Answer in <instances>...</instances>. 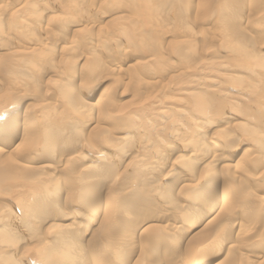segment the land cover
<instances>
[{"label": "bare ground", "instance_id": "1", "mask_svg": "<svg viewBox=\"0 0 264 264\" xmlns=\"http://www.w3.org/2000/svg\"><path fill=\"white\" fill-rule=\"evenodd\" d=\"M75 1H78V4L80 6L81 2H79V0H75ZM109 1L110 0H108L107 3L110 4ZM129 1L132 3V7H133L132 8V16L137 22L136 26H139V27H136V26L133 27L134 25H131L130 28L134 29L133 32L131 31L133 34L132 33L131 34H132L133 38L136 39V41L137 40L141 41L140 44L138 43L139 44L138 48H140V49L143 48L142 50H144V51L141 53L144 56H145V46L146 45H144L143 42L147 41V39H148V41L151 39V41H154L156 43V40L158 41V39L160 38V34H158V32L154 35V33L158 30H155V29L153 30L154 27L152 28V26H151L152 34L150 35L149 38L145 37L146 36V32H145L146 29L143 30L142 26L145 27V25H152V24H154V22L156 23L155 24L156 26L159 25V23L157 24L156 17L154 15H151V14H157L159 16L160 13L165 12L163 14V17H165L164 18L165 20L163 22L171 21V23L174 22V23H178V25H181L182 18L187 16L186 14L189 11V8L181 7L183 5V4L181 5L179 3V2H181V0H154V1L153 0H129ZM151 1H153V2H151ZM190 1L191 0H189V2ZM121 2H123V0ZM127 2L128 1H126V3ZM130 2H129V4H130ZM150 2L152 4H150ZM176 2L179 3L180 5L178 4V6H176ZM198 2H205L204 4H207L208 2H212V3L215 2L214 4L210 3L211 5L207 4L208 6H206V7L204 6L203 3H200L198 6H196V9L195 8L194 9L197 10V12L202 10L201 12L204 13L206 11L207 13L213 14L214 16L217 14V12H219V14H217L218 16H216L217 19H216L215 23L217 22L216 23L217 27H218L217 29L221 32L220 34H222V35H219L218 34L219 32L213 31L212 33H215L216 35H213L211 38L209 36H207V37H209V42L207 39H205L206 37L204 38L205 41L208 42V44H206V42H203V40H200V43H201V47H199L200 49L197 47V43L199 41L198 42L196 41L197 43H195V40H196L195 37L196 36L194 37L192 35L191 37H193L195 40L193 39V41H192L191 38L190 39L188 38L191 41H189L188 43L187 42L184 43L185 46H187L188 48L191 47L186 52V53H188V55L182 53L181 51H177L175 53V56L178 57V59L176 58L177 59L176 63H174L175 62L174 60H173L174 62H172L171 59H169V60H171L172 64H169L168 63L169 61L164 60L166 62V66H167L166 68H168V70L164 71L162 69V71L164 73L170 74L171 72L175 73L176 70H178L181 73L185 74V76H187V78H190L193 76V74L196 71L199 70L198 68L202 64L204 65L205 62H208L207 66H210L212 64L211 58H213V57H215V58H213V59H215L213 61V64L217 63L219 65V67L224 66L223 64L230 65L231 62H233V64L234 63L236 64L237 60H238L237 66H241L242 64H244L246 66V63L251 64V66L253 64H256L258 62V60H260L259 59L260 58L259 56L261 55L260 50H261V46H263V45H261V46L258 45L260 40L258 41V43H256L255 40L257 39V37H255L256 39H253V37L251 35H249L247 32L244 31L243 33L242 32L240 33V37L238 39H236L235 41H233L234 38L232 40L230 39V37L232 36V33H233V29L235 28L234 27L235 25H231L229 23V19H228L229 16L226 15L229 11L228 12H226V11H227V9L234 8L235 10L232 9V11H233V13L236 12V14H237L238 10H240V8H241L240 6H242V5L244 6L243 0H198ZM252 2H254V1H252ZM1 3H3V1ZM25 5H26V3H25ZM115 6H116V3H115ZM185 6H187V5H185ZM252 6L254 7L253 4H252ZM21 7H22V5H21ZM27 7H29V6H27ZM129 7L131 8L130 5H129ZM129 7H127V8H129ZM98 8L99 7H97V9ZM83 9L86 11L87 7L83 8ZM19 10H17V11H19ZM49 10H50V13H51V11L53 12V10L49 9V7H48V9L46 7V8H44V13H48ZM74 10H75L74 8L69 7L68 11L74 12ZM203 10H205V11H203ZM79 11L80 10H77L76 13L78 14ZM190 11H192V10H190ZM247 11H249V10H247ZM257 11H258V9H257ZM69 12H68L69 16H67V17L69 19H71L70 21H73L74 23H76V28L74 29V27L71 26L72 22L70 23L68 18H66L67 24L69 22L70 26L73 29H71V27L69 25H64L61 27L57 26L58 27L57 31L56 30H54V31L57 32V35H56L57 37L55 38V41H58V42H55L53 39V42H51V43H50L51 40L49 41V39L51 38L50 36H51V33L53 31L50 30L46 26H44L46 28H44L42 26V22H41L40 17L43 16V12L39 15L40 17L38 16L39 18L33 19V25L34 26L32 25V27L28 22L29 20H27L26 18H24V19H26L27 21L24 19H21V17H20V20H21L20 21V20H17L18 16H15L12 18L9 17L10 21H13L14 24L16 23L15 25L19 24L22 27L24 25H26V26H24V30H26L29 26L32 28V30L29 31L28 30V29H30V27H29L26 30V33L21 32L22 33L21 34L19 32L21 35H23V37H25V39H29L32 42L34 41L33 45L35 47L31 48L33 53L29 52L30 54L37 53L36 55L38 56L39 52L44 51V52H46V55L49 56L52 53H56L58 51L57 48H59V44L62 43V42H59V40H61V41H63L65 46L61 44V50H59L60 53L64 54V55H66V54H71V55H69V58L67 60L65 57H67L68 55L64 56V58H65L64 61H61L62 59L59 60L61 63L60 62L55 63L54 60H50L49 62H46V64H45L46 67L44 66L45 69H43V67L40 63V62L44 61L43 60L44 58H42V56H40L41 58L36 57L35 58L36 61H33L32 59L28 60L29 58L28 59L26 58L27 59V61H26L25 59H22L20 57L19 59H12L11 61H8V59H6V61H5V59H4L0 63V145L3 148L7 149L10 146H13L16 144L15 150L11 151L9 153H6L5 150L0 148V200L1 199L4 200V198L7 197L6 195L9 196V193H11L13 191V192L17 193L16 194L17 200H18L17 204H19V206L15 208V211H13V213L9 209L3 208L0 205V253H3V254L5 253L3 256H0V264H20L19 260H17V261L14 260V259H16L14 257L16 256L18 250L7 249L8 251H5V252L3 251L4 247L6 245H8L9 243L15 244L16 242H18L17 248L20 247L19 243L23 244V246L25 248H27L29 245H31L30 243H32V242L37 243L36 247H39V248L37 250L35 248L34 249H35V251H38V253H40V256L38 258H40L41 264H88V262H85L89 258V256H88V258L86 257V252L90 253L91 257H93L91 261L93 263H96V264H109V262L111 263V261H114L113 263L126 264L127 263L126 261L128 260V258H130L131 255H134L135 252H137V251L135 250V248L132 249L130 246H128L124 240L119 239V238L110 239L106 234H105V236H103L102 234L97 233L98 234L97 242L92 243L88 247H84L80 242L81 238L80 239L75 238L76 237L75 234H73L72 232H68L64 227V229L54 232V234L52 236L50 235V238L48 240H46L47 242L43 243L44 240L42 237V235H43L42 233L44 231L46 232V230L49 228L48 220L51 219L50 217H51L52 212L56 211L57 213H61L63 211V209L69 210V208H67L69 205H74L76 203L77 204L79 203V205H81L82 201H86L82 205L83 208L88 207L91 210H96L97 207L99 206V204L101 203L100 202L101 196H102L101 191H102L103 185L106 184V182H109L108 187L106 189V196H105V202H106V206H107L106 208H108V211H110L111 214L113 213L115 216H120V217L122 216L121 220H126V216L128 217V215L130 214L129 213L130 210L127 211L128 210L127 206L130 203H132L131 205H133V203H135L133 201H135L138 198L140 193H143L142 191H144L145 188H148V187L150 188L153 186H155L157 192H159V193L161 192L162 193L161 195H163V196H161V198L164 199V202L162 203V205L159 204L161 206V210L163 209L162 207H165V206H167L171 210H175V212H176L175 219L177 220V221L176 220L175 221L177 223L179 222V223H184V224L185 223L191 224V227H192L193 223L201 222V221L203 222L204 221L203 218H205V216H207L208 213H210V211L217 210L216 215L211 220H209L207 223L200 224V227L196 226L197 228L198 227L199 228L195 234L196 238H194V241L198 242L195 247L200 246V249H202L205 252L204 253L202 251V253H204L203 257L201 258L199 256L201 258L199 260L197 255L196 254L193 255L192 252H190V254H183L182 255L183 257L180 260V261H182L181 264H236V262H237L236 261V257H237L236 254L238 253L237 252L238 250L234 245H231L233 243H231L227 247L225 246V248H224V246H220L221 243H219V245H217L216 240L218 241L220 239V237L224 236V234L228 235L230 233L232 235L231 240H229L230 242L231 241L233 242L234 241L233 239L243 238L245 235H243V233L240 231V229L237 231H234V233H233V230H235V228H236L238 219H241V222H243L246 215L250 216V215H255L258 213H259V215H261L264 212L263 211L264 210V199L260 198L259 197L260 195L258 196L259 193L258 194L256 193L259 191L258 190L259 188L256 189V187H260V184H262L261 189L262 188L264 189V62L261 63V61H263V60L260 61L261 65H263V66H261V70H260V66L258 68L259 64L258 65L256 64L257 66H254L252 68L250 66L251 69L249 71L252 72L251 75H253L254 69L256 67L261 72L263 71V73L256 74L257 77L255 78V80L254 79L250 80L249 81L250 83L247 84V86L249 85L248 87L251 89L246 88L247 91L245 92V94L241 95V101L242 102H245L246 100L247 101L253 100V101L249 105H248V103H246L247 105H245L244 108H243L244 105H240V104L238 105L237 104L238 102L236 103L235 100H233V101H235L233 103H228L227 104L228 109L231 110L233 112V114L231 116L228 115L229 118L227 120H224V121H222L223 119L221 120L224 123V126L226 125V128H224V129L220 128V130H218L217 132L213 131L215 134L214 133L210 134V132H208V131L210 128L213 129V126L215 127L216 123L221 122L219 119L220 116L218 118V115L222 111L217 110V109L224 108V107L218 106V108L215 111V108L213 109V105H214L213 100L209 97L210 95L208 93H203L201 91L192 92V91H190V89L188 91V90H181V88H180V92L183 91V94H180V92H178L179 97H184L183 95L186 94V97H189V100L191 101L190 106H192V110L190 113H193L194 115L191 116L190 118L191 119H192V117L195 118L194 120H192L194 122V126H193V128L190 127L191 132H189V135H190L189 138L188 139L185 138L183 145L181 144L182 147L180 148L181 150L179 151L180 154L177 157H173L171 163H170V159H171L172 153L171 152L167 153L166 150L162 149V150H159L156 152V154H158V156H157L158 161L155 163L153 168H150L149 165H147V163H145L144 160H141V159L138 160L137 156H128V152L130 151V149L133 148L132 146H134V147L137 146V144H139L137 142V140L139 141L140 137L143 135H139L138 137L129 135L127 133V131L130 129L129 127H128L129 129L127 128V129H120L119 131H114L116 126L117 127L118 126L123 127V125L121 126L118 121L113 122V120L117 116L110 115V110L108 112V109H110L109 106L113 107V104L110 105L109 100L103 101L101 103V105L95 103L96 106L100 105L99 108L101 109L100 110L98 108L100 110L101 115H99L100 119H98L96 122H95L96 117L95 118L93 117L94 118V121H93L92 118L87 114L88 113L87 109L91 108V105L89 104L90 102L88 103L87 100L91 99V97L93 98L94 96L95 97L101 96V92L99 91V88H100V85L102 84V81H105L103 79L106 77V73H105L106 71L104 70V72H103V70H102L103 73L101 72L102 74H100V72H98L96 70L99 73V74L95 73L96 75L92 71L93 63H89V61L91 60V57H89V56L93 55V54L95 55L96 51L93 47H91V45H90L91 42L88 43L89 42L88 39H86V40H88V42L84 43L85 45L87 44V49L84 52H86L87 56L88 55L89 56L88 57L86 56L85 59H83L84 56L80 57L77 55L78 53L76 54V52H75L76 47L78 49H80L77 46V44H79V42H77V39H81L82 41H80V40L79 41L84 42L85 41L84 37H86V34H87L86 33L83 37L84 30H88L90 26L87 27L85 25L84 21H76V19L71 18V16H70L71 14ZM252 12H255V10L254 11L252 10ZM53 13H51V14H53ZM66 14H65V16H66ZM99 14H101V13H98V15ZM247 14L249 15V12H247ZM10 15H11V13H10ZM18 15H20V14L18 13ZM25 15H28V14L25 13ZM45 15H47V14H45ZM54 15H56V14H54ZM83 15H85V14H83ZM201 15H202V13H201ZM230 15H232V14H230ZM202 16H204V14ZM254 16L257 17L258 16L257 13L254 14ZM263 16H264V14L262 15V17ZM208 17L210 18V15H208ZM234 17L236 18V15ZM28 18L30 19L31 17H28ZM53 18L54 17L52 16V19ZM55 18H56V16H55ZM79 18L77 20H79ZM93 18H95V17H93ZM185 18H187V17H185ZM195 18H196V15H195ZM235 18L233 20H236ZM250 18H252V17H250ZM11 19H13V20H11ZM204 19H206V18H204ZM239 19H240V17H239ZM22 20L24 22H22ZM30 20H32V19H30ZM116 20H119V19H116ZM187 20L185 19L186 23H187ZM249 20H251V19H249ZM64 21L66 22L65 19H64ZM85 21H87V20H85ZM195 21H197V20H195ZM21 22L23 24H21ZM230 22H231V20H230ZM263 22H264V18H263ZM171 23L167 22L168 26L165 25L166 28H168L171 25ZM253 23L251 22V24H252L251 26H253ZM3 24H4V22L2 21V19H0V50L1 51L4 50L7 52L6 48H9L11 46V42H14V40L12 41L11 37L9 39L8 36H6V34L9 33V31L11 30V25H13L14 27H16V26L13 23L8 22V26H7L8 29L5 30ZM52 24H54V23L52 22ZM187 24H190V23L188 22ZM238 24H240V23H238ZM238 24L236 23L237 26H238ZM248 24H250V23H248ZM79 25H80V28L79 27L77 28V26H79ZM184 25H185V22H184ZM165 26L163 28H165ZM259 26H261V25L259 24L258 27ZM118 27H122V26H118ZM118 27H115V28L118 29ZM148 27L150 29V26H148ZM160 27H161V25H160ZM179 27H181V26H179ZM183 27H181L182 30L184 29V32L182 34H184L185 31L187 32V31H190L191 29H193L190 26H189L190 29L187 28L188 26L186 28H183ZM163 28H162V30H163ZM200 29L201 28H199V30ZM214 29H215V27H214ZM218 30H216V31H218ZM119 31L127 39L130 37L129 36L130 31L126 28L125 25H124V27L120 28ZM164 31H165V29H164ZM178 31H181V30H178ZM201 31L203 32L204 30L201 29ZM147 32L150 33V31H147ZM192 32L190 31V33H192ZM195 32H196V30H195ZM35 33H38L39 36L38 35L36 37L34 36L33 37L34 40H31V38H30L31 35L35 34ZM69 33H71V36H70V39L68 40L67 38L69 37L68 36ZM165 33L166 32H164V34ZM170 33H171V31H170ZM190 33L187 32L183 36L188 37L187 34H190ZM203 33L205 34V32H203ZM209 33H211V32H209ZM235 33H236V31H235ZM79 34L82 35V37H80ZM182 34L177 35V37L179 36L182 39ZM193 34H195V33L193 32ZM90 35H92V34H90ZM198 35H197V40L199 37ZM210 35H212V34H210ZM203 36H205V35H203ZM19 37H20V35H19ZM187 37H185V38H187ZM185 38H184V40H185ZM90 39H91V36H90ZM170 39H172V37ZM47 41H49V42L47 43ZM111 41L112 40H110V42ZM132 41H134V40H132ZM151 41H150V43H151ZM94 42H95V40H94ZM179 42H181V41H179ZM164 43H165V41H164ZM84 44H83V48L85 46ZM158 44H160V42ZM199 44H198V46H199ZM262 44H264V43H262ZM150 46L148 47L149 49H150ZM157 46H159V45H157ZM100 47H102V44L100 45ZM103 47H104V44H103ZM136 47H137V45H136ZM136 47H135V49H136ZM17 48L18 47L16 46V50L15 49H13V50L17 51ZM24 48L26 50L28 49L26 47H24ZM138 48H137V50H138ZM171 48L174 49L173 47H171ZM197 48L199 49V51H197ZM207 48H208V50H207ZM151 49H153V48L151 47ZM160 49H162V48L160 47ZM179 49H180V46H179ZM181 49H183V48H181ZM22 50H23V48H22ZM148 50L146 49L147 52H149ZM154 50H156V49H154ZM183 50H186V49H183ZM101 51L103 52V50H101ZM6 52H4L5 56H6ZM9 52H10V50H9ZM11 52H12V50H11ZM21 52H23V51H21ZM27 53H28V51H27ZM153 54H156V53L154 52ZM195 54H197V57L194 56ZM23 55H22V57H23ZM152 55L150 57H152L153 59H156V60L158 59V58H155L156 57L155 55H153V56ZM168 55H169V53H168ZM168 55H166V56H168ZM7 56L9 57V55H7ZM14 56H16V55H14ZM17 56L19 57V55H17ZM121 56L122 55H120V58L123 59ZM207 56H209V57H207ZM51 57H54V54H52ZM159 57L162 58V56H159ZM164 57H165V55H164ZM194 57L198 58L197 62L195 61L196 58H194ZM261 57L264 58V56H262V55H261ZM97 58H95V60ZM58 59H60V57ZM99 59L100 58H98L97 61ZM235 59H237V60H235ZM46 60L47 59H45V61ZM56 60H57V57H56ZM121 61L122 60H120V62ZM137 61H136V63H137ZM96 62H94V63H96ZM122 62L124 63V61H122ZM210 62H211V64H209ZM61 64H62V66H61ZM84 64L85 65L88 64V65H86V67L87 66H89V67L87 69H85L86 67L84 68ZM139 64H140V62H139ZM59 65L62 68L58 67ZM98 65L100 66V64H98ZM146 65L144 66V68L148 66V65L147 66ZM193 65H195V66L193 67ZM106 67H108V66H106ZM140 67H142V66H140ZM59 68H61V70ZM100 68H101V66H100ZM157 68H158V66H157ZM56 69L58 70L57 71L58 73H56L54 71ZM143 69H142V71H143ZM138 70L139 69H137V71ZM145 70H147V69L145 68ZM151 71H154V70H151ZM40 72L43 73V76L46 73H48V74L49 73L51 74L54 72L56 73V76H54V77H56L57 79L56 78L52 79L54 81L48 80L49 78L47 77L48 82L51 81V83H48V82L46 84L44 83L43 87L46 91L43 94H41V96L43 99H46L48 96L49 97L53 96L59 105L58 106L59 110H57V104L56 103L53 104V103L49 102V104L47 106L42 105V106H39L37 108L38 109L37 112H39V116L36 113V115L38 116L37 117L36 115L35 116L32 115V113H31L32 111L30 112L31 115H27L26 114L27 112L24 113V112L20 111L21 107L25 108V106L27 104H29L28 102L31 101V99H34V97H35V95L30 93V91L26 90L25 88L21 89V87L24 84L22 82H24V81L27 82V78L29 80V78L31 76L32 77V78H30L31 81L35 80L34 78L38 77L37 74ZM92 72L94 75L92 74ZM111 72H112V70H111ZM157 72H158V70H157ZM147 73H149V72H147ZM150 74L151 73H149V76L147 75L149 78L151 76ZM167 74H165V75H167ZM177 74L182 75L178 72H177ZM143 75H145V72ZM154 75H155V73H154ZM161 76L163 77V75H161ZM78 77H80L81 81L86 80V81L90 82V84L87 85L88 87L86 86V89L84 88L86 91L83 92V95H82L83 98H81V95L77 94L79 92V90H78V88H75L76 86H74V85H76L74 83L76 82V79ZM229 77H232V76H229ZM236 77L233 76L231 79L230 78L227 79L225 76V79H223L222 82L224 80H226V81L231 80V83L233 85L234 82L239 80ZM129 78L131 79V77H129ZM167 78H168V76H167ZM167 78H165V79H167ZM150 79H153V77ZM159 79H161V77H159ZM165 79H163V81ZM242 79H244V78L242 77ZM169 80H170V78H169ZM146 81H147V79H146ZM149 81L150 80H148V82ZM159 81H162V79ZM166 81L168 82V80H166ZM177 81H180V77H177ZM177 81H175V83L177 85H179ZM240 81H242V80H240ZM150 82H152V81H150ZM167 82L164 84V86L162 85L163 89H161V90L163 92L164 91L166 92L167 90L170 91V89H171L170 83H167ZM116 83H117V80H116ZM152 83H150V84H152ZM160 83L162 84L163 82H160ZM160 83L157 84V82H156L157 85H159ZM225 83L226 82H224V84ZM247 83H248V81H247ZM156 84H154V85H156ZM125 85L127 86V82ZM138 85H140V83ZM147 85H149V84H147ZM157 85H156V87L155 86L154 87L159 88V87H157ZM84 86L85 85L83 84V87ZM120 86H121V84H120ZM226 86H227V84H226ZM135 87H137L136 84H135ZM79 88H81V86ZM127 88H129V87H127ZM132 88H133V86H132ZM140 88H142V87H140ZM39 89H40V87H39ZM138 89L136 90V88H135L136 91H138ZM185 89H188V88H185ZM152 90H153V88H152ZM97 91H99L98 95L96 93ZM122 91L124 92V90H122ZM127 91H125V92H127ZM128 92H131V90ZM148 92H150V90ZM155 92H158V89H157V91L155 90ZM34 94H36V93H34ZM134 94L136 96H141L140 92L139 93L136 92ZM165 94L166 93H164L163 95H165ZM145 95L147 96L148 93ZM145 95H144V97H145ZM152 99L153 98H151V101H152ZM165 99H166V101L164 100V102H167V103H172V102L174 103L175 102L176 103L175 100L178 98H172V96L168 97L167 95H165ZM102 100H104V98ZM147 100H148V98L146 99V101ZM155 100H157V99H155ZM155 100H154V102H156ZM33 101H35V100H33ZM7 102H10V103H8L6 105ZM178 102L179 101L177 100V103ZM38 103H39V101H38ZM186 103H188V102H186ZM31 104H29V105H31ZM150 104H152V103H150ZM161 104H162V102H161ZM152 105H150V106H152ZM238 106H240V107H238ZM166 107H168V106H166ZM214 107H215V105H214ZM27 108H28V106H27ZM116 108H117V105H116ZM116 108H115V110H117ZM32 109H33V107H32ZM33 110L35 111V109H33ZM121 113H123V112H121ZM211 114H213V115H211ZM93 115L97 116L98 114L95 115V113H94ZM195 115H196V117H195ZM120 116H122V115H120ZM224 116H225V114H224ZM228 116H225V117H228ZM128 117H130V116H128ZM128 117L126 116L127 119H129ZM20 118H22V120H23L22 125H20V123L18 124V120L20 121ZM118 118H120V117H118ZM121 118L118 120H121ZM126 118H125V120H127ZM159 118H160V116H159ZM163 119H164V117H163ZM110 120H111V122H113L112 123L113 126L116 125L114 127V130H111V129L108 130V128H105L103 125L106 121H110ZM115 120H117V118ZM129 120H128V122H129ZM190 120H188V121H190ZM170 122H171L172 126L175 125V123H176V121H170ZM177 123H176V125H177ZM112 124H110V125H112ZM106 127H107V125H106ZM173 129L174 128H172V129L170 128V130H173ZM183 129L181 130L182 132L185 131ZM170 133H171V131H170ZM177 138H178V136H177ZM95 142L96 143L104 142L103 145L110 146L116 151L118 150V151H124V152H120L118 154L119 156H117L118 158H116L115 160H110L104 153H103V155H99L97 158L94 157L95 154H93L92 160L89 161L90 165L83 166L84 163L81 165V161L82 160L84 161L86 158L85 156L88 155L87 154L88 151H86L87 148L90 151H96L94 153H99V152H101L100 150L103 151L105 149V148L101 149L103 147L102 144H100L102 147L99 148L100 145L97 146L98 144H96ZM78 148H79V150L77 151ZM139 148H137V150ZM141 148H142V146H141ZM84 151H86V155H84ZM154 152H155V148H154ZM56 153H60V156L58 155L59 156L58 161L55 164H52L48 160L54 159L53 157H55ZM127 156H128V159L126 158ZM124 158H126V159L123 160ZM55 159H57V157ZM126 160H127V164H126V166H123L124 165L123 161H126ZM161 160H163L164 162L161 163L162 165L160 167H158L157 163H159V161H161ZM168 166H170V170L167 171V173H166L165 171H166V168ZM177 166L181 167V171L183 174L177 176V178H179L178 182H179L180 187L177 190H174V192H172V190H169L167 187L160 184V180H161L160 177L165 176L164 172L166 174L171 173L169 175V177H171V175L174 173L175 167H177ZM128 167H130V168L133 167L131 169H133L134 171H138V172L140 171L139 173L137 172L140 175V178L136 174L137 177L132 178V181L126 180L129 178L124 177V174H125L124 172ZM172 177H174V176L172 175ZM122 181L123 182L125 181L126 183H122ZM251 182H255L257 186L254 185L255 183L251 184ZM29 185H33L34 189L31 191L25 190ZM21 189H22V192L19 193V191ZM22 193H24V194H22ZM260 194H261V192H260ZM262 194H264V193H262ZM11 195H13V194L11 193ZM25 195H26V197H25ZM142 200L140 201V207H142V204L144 205ZM160 201H162V200H160ZM149 202H150V200H149ZM146 204H148V203L146 202L145 206H146ZM156 206H158V205L153 206L154 207L153 211H155V208L157 209ZM14 207H13V209H14ZM146 207H148V206H146ZM143 209H145V207ZM140 211H141V213L139 212V214H140L139 220L136 219L137 221L134 222L135 225L132 223L133 225L128 226V223H127V227L125 225H123V227L125 226L124 229L126 228L130 237H132V238L138 237L139 238L138 242L136 241L139 248H137L135 246L136 249H139L138 250L139 255L140 254L142 256L146 255V257L151 258V257L155 256V254L157 255L156 251L151 253L152 252L151 250H153L155 248V246L157 247L160 240L162 241V243H163V241H166V240L163 239L164 235L160 236V235H157V233H156V235H154L150 232L151 231L150 229H152L151 227H153V225L151 227L148 225L150 228L149 227L143 228L144 224L151 222V219L153 216V211L150 210V211H152L151 213H145V214L142 212V210H140ZM238 211L240 212V216H237ZM15 212H16V214L17 213H19V214L16 215ZM82 212H84V211H82ZM172 215H173V213H172ZM259 215L253 216L252 218H254V217L258 218ZM263 215H264V213H263ZM114 218L116 219V217H114ZM114 218L109 215L106 218V220H104V221H106L108 226L111 225L112 227L116 228V226H118L117 225L118 222H116L117 220L114 221ZM62 219H63V217H62ZM261 219H262V216H261ZM246 220H248V219H246ZM103 223L104 222L102 221V223H100V224H103ZM106 223H104V226L106 225ZM72 224H73V221H72ZM113 224L115 226H113ZM263 224H264V222H263ZM59 225H61V224H59ZM76 225H75V227L78 226V225L77 226ZM197 225H199V224H197ZM239 225H241V223ZM54 226H56V225H54ZM63 226H61V228ZM263 226L261 224L262 228H263ZM155 227L156 226H154L153 229ZM67 228H68V226H67ZM89 228L91 229V227H89ZM51 229H53V228H51ZM124 229H122V230H124ZM173 229L175 231L178 228H176V229L173 228ZM48 230L50 231V229H48ZM189 230H191V229H189ZM262 230H263V232H261V234L262 233L264 234V229H262ZM79 231L81 233L82 238H84L88 229L87 230L81 229ZM169 231H171V230H169ZM97 232H100V231H97ZM182 232H181V234H182ZM254 232H255V230H254ZM80 233H79V235H80ZM24 234H26V238L23 239L21 237ZM94 234H96V233H94ZM183 234H184V232H183ZM185 234H186V232H185ZM174 236L175 235H173V237ZM89 237H90V235H89ZM178 239H179V237H178ZM240 240H242V239H240ZM91 241H89V242L91 243ZM173 241H171V244L173 247V248L172 247L171 248L174 249L175 253H178L177 251H175L174 247L177 246V244H178L177 241H180V239L175 240L174 242ZM244 242H247V241H244ZM103 243L106 244L107 248L103 245ZM162 243H160V244H162ZM167 243L169 244V241ZM214 243H216V244H214ZM243 245H246V243ZM178 247L179 246H177V248ZM188 247H189V245H188ZM25 248H24V250H25ZM191 248H190V250L194 249V248H192V249ZM244 248H241V249L243 250ZM29 249H31V248H29ZM181 249L182 248H180V250ZM19 250H21V249L19 248ZM22 250H21V252H23ZM246 250L249 251L250 247H249V250L246 247ZM147 251H148V254H147ZM185 252H187V250ZM28 253H29V251H28ZM221 253H223L222 255H224V256H223V258L220 257L221 259L218 260L219 255ZM100 254H102V255L99 256ZM179 254H182V252ZM242 254H245V253L243 252ZM140 256L137 255V257H140ZM244 256L241 258L244 259ZM251 256H253V255H251ZM255 256H257V255H255ZM177 257H179V255ZM247 257H250V256H248V254H247ZM245 259H247V258H245ZM216 260H218V261H216ZM136 261H138V258ZM136 261L133 263L136 264L137 263ZM163 261H164V259H163ZM152 262H154L153 259H152ZM255 263H257V262H255ZM263 263H261V264H263ZM21 264H23V263H21ZM90 264H91V262H90ZM146 264H149V263L146 262Z\"/></svg>", "mask_w": 264, "mask_h": 264}, {"label": "rangeland", "instance_id": "2", "mask_svg": "<svg viewBox=\"0 0 264 264\" xmlns=\"http://www.w3.org/2000/svg\"><path fill=\"white\" fill-rule=\"evenodd\" d=\"M1 2L3 1V3H1L0 2V19H2V21L4 22V24H3V26H4V29L6 30V29H8V22H10V23H13L14 24V22L13 21H10V19H9V17L10 18H12V17H15V16H18L17 18V20H20V17H21V19H24V18H26L27 20H29L28 22H29V24L31 25V27H32V25H33V19H35V18H39L40 16V14L43 12V16L42 17H40L41 18V22H42V26L44 27V26H46V27H48L50 30H52L53 32V34L51 33V38L49 39V41H50V43L51 42H53V39H54V41H55V38L57 37L56 35H57V28L58 27H61V26H64V25H69L70 26V23H71V26L72 27H74V29L76 28V23H74L73 21H70L71 19H69L67 16H69V14H68V10H69V7H71V8H74L75 10H74V12H69L71 15V18H74V19H76V21H84L85 22V25L88 27V26H90L89 27V29L88 30H84V34H83V37H84V35L86 34V37H84V42H80V41H82L81 39H77V42H79V44H77V46L80 48V49H78L77 47H76V54L78 55V56H80V57H83L84 56V58L83 59H85V57L87 56V54H86V52H84V51H86V49H87V44L85 45L84 43H87L88 42V40H89V42L88 43H90L91 42V47H93L94 49H95V51H96V54L94 55H88L89 57H91V62L89 61V63H93V65H92V71L94 72V74L95 73H98V72H100V74H102L103 72H104V70L106 71L105 73H106V77L103 79V80H105V81H102V84L100 85V88H99V91L101 92V96H94L93 98L91 97V99H89V100H87L88 101V103L91 105V108H88L87 109V111H88V115L92 118V120L94 121V118L96 119L95 120V122L98 120V119H100V116L99 115H101L100 114V108H99V106L101 105V103L103 102V101H107V100H109L110 101V105H112L113 104V107H111V106H109L110 107V109H108V112H109V110H110V115H112V116H117L116 118H117V120H115L114 118V120H113V122L114 121H118L119 122V124L122 126L123 125V127H120V126H113V122H111V120L110 121H106L103 125H104V127L105 128H108V130H114V127H115V130L114 131H119L120 129H127L128 127L130 128H128L129 130L127 131V133L129 134V135H131V136H135V137H138L139 135H143V136H141L140 137V139H139V141L137 140V142L139 143V144H137V146H132L133 148L132 149H130V151L128 152V156H137L138 157V160H144L145 161V163H147V165H149V167L150 168H153V166L155 165V163L158 161V154H156V152L157 151H159V150H166L167 151V153H172V155H171V159H170V163L172 162V158L173 157H177L180 153H179V151L181 150L180 148L182 147V145H183V143H184V139L185 138H189V132H191V128H193V126H194V122L192 121V120H194L195 118H193L192 117V119L190 118L191 116H193L194 114L193 113H190L191 112V110H192V106H190L191 104V101L189 100V97H186V94H184L183 96L184 97H179V93L178 92H180V88H181V90H188L189 91V89H190V91H192V92H197V91H201V92H203V93H208L210 96V98L213 100V103H214V105H215V107H214V105H213V109L215 108V111H216V109L218 108V106H223L224 108H219V109H217V110H221L222 112L221 113H219V115H218V118H219V116H220V121L222 120V121H224V120H227L228 118H229V116H231L232 114H233V112L231 111V110H229L228 109V106H227V104L228 103H233V102H235L236 101V103L239 105H244L243 106V108L245 107V105H247L246 103H248V105L253 101V100H246L245 102H242L241 101V95L242 94H245V92L247 91V89H251V88H249L248 86H247V84H249L250 82V80H255V78L257 77L256 76V74H258V73H263V71L261 72L260 70H261V66H263V65H261V63L262 62H264V58L263 57H261V55L262 56H264V44H262V43H264V22H263V18H264V16L262 17V15L264 14V0L262 1V0H243V4H244V6L242 5V6H240L241 8H240V10H238V12H237V14H236V12H234L233 13V11H232V9H234V8H232V9H227V11L226 12H228L226 15L227 16H229V23L231 24V25H235L234 27L236 28H234L233 29V33H232V36L230 37V39L232 40L233 38H234V40L233 41H235L236 39H238L239 37H240V33L242 32H247L249 35H251L252 37H253V39H256L255 37H257V39L255 40L256 41V43H258V41H259V43H258V45H263V46H261V50H260V60H258V62L256 63L257 65H258V68H259V66H260V70L256 67L255 69H254V72H253V75H251L252 74V72H250L249 70L252 68V67H254V66H257L256 64H253L252 66H251V64H247L246 63V66L244 65V64H242L241 66H237V62H238V60L237 59H235V60H237L236 61V64L234 63L233 64V62H231V64L230 65H225V64H223L224 66H220L219 67V65L217 64V63H215V64H213V61L215 60V59H213V58H215V57H213V58H211L212 59V64H211V62L209 63V64H211L210 66H207V64H208V62H205L204 63V65L202 64H200L201 66L198 68L199 70L198 71H196L194 74H193V76L192 77H190V78H187V76H185V74H183V73H181L180 71H178V70H176V72L174 73V72H171L170 74H167V73H164L163 71H162V69L164 70V71H166V70H168V68H166L167 66H166V62L165 61H169L168 63L169 64H172V62H174V63H176V60L178 59V57H176L175 56V53L177 52V51H181L182 53H184V54H186V55H188V53H186L187 51H188V49H190V48H188L187 46H185V44L184 43H188L189 41H193V37H191L192 35L195 37V43H197L198 41V43H197V47L199 48V47H201V43H200V40H203V42H206L205 41V39H207L208 40V42H209V37L211 38L213 35H216L215 33H212L213 31L214 32H219L218 34L219 35H222V34H220L221 32L217 29L218 27H217V22L215 23V21H216V16H218L217 14H219V12H217V14L214 16L213 14H209V13H207L205 10H203V11H205L204 13L203 12H201L202 10H200L199 12H197V10H195L196 9V6H198L200 3H205V2H198V0H191L190 2H189V0H181V2H179L182 6L181 7H187V8H189V11L187 12V16H185V17H187V18H185V17H183L182 18V22H181V25H178V23H174V22H172L171 23V21H167V22H169V23H171V25L168 27V28H166V26L165 25H167L168 26V24H167V22H163L165 19V17H163V14L165 13V12H163V13H160L159 14V16L157 15V14H151V15H154L155 17H156V19H157V24L159 23V27L158 26H156L155 24V22H154V24H152V25H145V27L144 26H142L143 27V30H145V32H146V38H149L150 37V35L152 34V29H151V26H152V28H153V30L155 29V30H158V31H156L155 33H154V35L158 32V34H160V38L158 39V41L156 40V43L154 42V41H151V39L148 41V39H147V41H144L143 43H144V45H146L145 46V56L144 55H142V53L141 52H143L144 50H142V49H140V48H138V45L141 43V41H139V40H137L136 41V39H134L133 38V36H132V32H133V28L131 29L130 27H131V25H134L133 27H135L136 25H137V22H136V20L133 18V16H132V3L129 1V0H126V1H128L127 3H126V1L125 0H123V2H121L122 0H110L109 2H110V4L109 3H107V1L108 0H79V2H81L80 3V6H79V4H78V1H75V0H0ZM112 1V2H111ZM115 1V2H114ZM120 1V2H119ZM154 1V0H153ZM153 1H151V2H153ZM252 1H254V2H252ZM107 4H106V3ZM129 2H130V4H129ZM150 2V4H152ZM175 2V1H174ZM18 3V4H17ZM25 3H26V5L27 6H29V7H27L26 5H25ZM103 3V4H102ZM115 3H116V6H115ZM179 3H177L176 2V6H178V4ZM190 3V4H189ZM210 3H212V2H208L207 4H209V5H211ZM215 2H213L212 4H214ZM256 3V4H255ZM2 4V5H1ZM12 4V5H11ZM31 4V5H30ZM102 4V5H101ZM179 4V5H180ZM207 4H204V6L206 7V6H208ZM252 4L254 5V7L252 6ZM21 5H22V7H21ZM105 5V6H104ZM124 5V6H123ZM126 5V6H125ZM129 5L131 6V8L129 7ZM185 5H187V6H185ZM33 6V7H32ZM85 6V7H84ZM96 6V7H95ZM115 6V7H114ZM121 6V7H120ZM189 6V7H188ZM251 6V7H250ZM259 6V7H258ZM8 7V8H7ZM32 7V8H31ZM47 7V9H48V7H49V9H51V10H53V12L51 11V13H53V14H51L50 13V10H49V12L48 13H44V8H46ZM86 8L87 7V10L85 11L83 8ZM94 7V8H93ZM97 7H99L98 9H97ZM117 7V8H116ZM127 7H129V8H127ZM249 9H248V8ZM23 8V9H22ZM90 8V9H89ZM106 8V9H105ZM195 8V9H194ZM20 9V10H19ZM26 9V10H25ZM29 9V10H28ZM33 9V10H32ZM83 9V10H82ZM251 9V10H250ZM257 9H258V11H257ZM17 10H19V11H17ZM22 10V11H21ZM35 10V11H34ZM77 10H80L79 11V13L77 14L76 13V11ZM94 10V11H93ZM130 10V11H129ZM173 10V9H172ZM190 10H192V11H190ZM235 10V9H234ZM244 12H243V11ZM247 10H249V11H247ZM252 10L254 11L255 10V12L257 13V17L256 16H254V14H256L255 12H252ZM261 10V11H260ZM33 11V12H32ZM98 11V12H97ZM220 11V10H219ZM28 12V13H27ZM86 12V13H85ZM130 12V13H129ZM192 12V13H191ZM225 12V13H226ZM247 12H249V15L247 14ZM10 13H11V15H10ZM18 13L20 14V15H18ZM25 13L26 14H28V15H25ZM50 13V14H49ZM67 13V14H66ZM88 13V14H87ZM97 13V14H96ZM98 13H101V14H99L98 15ZM171 13V12H170ZM201 13H202V15L204 14V16H202L201 15ZM239 13V14H238ZM242 13V14H241ZM254 13V14H253ZM15 14V15H14ZM38 14V15H37ZM45 14H47V15H45ZM54 14H56V15H54ZM58 14V15H57ZM65 14H66V16H65ZM83 14H85V15H83ZM87 14V15H86ZM95 16H94V15ZM230 14H232V15H230ZM260 14V15H259ZM80 15V16H79ZM90 15V16H89ZM195 15H196V18H195ZM199 15V16H198ZM208 15H210V18L208 17ZM236 15V18L234 17V16ZM39 16V17H38ZM52 16L54 17L53 19H52ZM55 16H56V18H55ZM161 16V17H160ZM212 16V17H211ZM233 16V17H232ZM261 16V17H260ZM28 17H31L30 19H32V20H30ZM49 19H48V18ZM62 17V18H61ZM80 17V18H79ZM85 19V20H87V21H85L83 18ZM93 17H95V18H93ZM124 19H123V18ZM194 17V18H193ZM199 17V18H198ZM206 18V19H204V18ZM239 17H240V19H239ZM250 17H252V18H250ZM260 17V18H259ZM43 18V19H42ZM61 18V19H60ZM66 18H68V20L70 21V23L68 22V24H67V19ZM79 18V20H77ZM187 20L188 18V20H187V23L189 22L190 24H187L186 23V21H185V19ZM192 18V19H191ZM236 19V20H233V19ZM238 18V19H237ZM245 18V19H244ZM259 18V19H258ZM14 19V18H13ZM13 19H11V20H13ZM26 19H24V20H26ZM64 19L66 20V22L64 21ZM83 19V20H82ZM116 19H119V20H116ZM184 19V20H183ZM191 19V20H190ZM199 19V20H198ZM249 19H251V20H249ZM26 20V21H27ZM58 20V21H57ZM63 20V21H62ZM190 20V21H189ZM195 20H197V21H195ZM230 20H231V22H230ZM241 20V21H240ZM249 20V21H248ZM255 22H254V21ZM258 20V21H257ZM21 21V20H20ZM32 21V22H31ZM236 21V22H235ZM261 23H260V22ZM22 22H24L23 20H22ZM21 22V24H23ZM52 22L54 23V24H52ZM83 22V23H84ZM184 22H185V25H184ZM197 22V23H196ZM200 22V23H199ZM250 23V24H248V23ZM251 22L253 23V26H251L252 24H251ZM130 23V24H129ZM133 23V24H132ZM236 23L238 24V23H240V24H238V26L236 25ZM16 24V23H15ZM14 24V25H15ZM94 24V25H93ZM215 24V25H214ZM261 25V26H259L258 27V25ZM48 25V26H47ZM60 25V26H59ZM124 25L126 26V28L130 31V33H129V38L127 39L125 36H123V34L122 33H120V31H119V29L120 28H122V27H124ZM160 25H161V27H160ZM16 27H14L13 25H11V30L9 31V33H7L6 34V36H8V38L10 39V37H11V39H12V41L14 40V42H11V46L9 47V48H6V50H7V52L6 51H1L0 50V56L2 57H0L1 59H0V63L5 59V61H6V59H8V61H11L12 59H19L20 57L22 58V59H25L26 61H27V59L28 60H33V61H36V57H40V56H42V58H44L43 60V62H40L41 63V65H42V67H43V69H45L44 68V66L46 67V62H49L50 60H54V62L55 63H57V62H60L59 60H61V61H64V59L66 58V60L69 58V55H71V54H66V55H64V54H61L60 53V51L59 50H61V44L62 45H64L65 46V44L63 43V41H61V40H59V42H62V43H60L59 44V48H57L58 49V51L56 52V53H52V54H54V57H51V55H49V56H47L46 55V52H44V51H41V52H39L38 54V56L36 55L37 53H34V54H30V53H33L32 52V50H31V48H34L35 46L33 45V43H34V41L32 42V41H30L29 39H25V37H23V35H21L22 33L21 32H23V33H26V30L30 27H26L27 29L26 30H24V26H26V25H24L23 27L21 26V25H19V24H17V25H15ZM34 26V25H33ZM58 26V27H57ZM70 26V27H71ZM93 26V27H92ZM118 26H122V27H118ZM129 26V27H128ZM148 26H150V29H149V27ZM165 26V28H163ZM179 26H181V27H183V28H186L187 26V28H189L190 29V27L191 28H193V29H191L190 31L192 32H194L195 34H193V32L192 33H190V31H187V32H189L190 34H187L188 35V37L187 36H185V37H187V38H185L183 35L185 34V33H187L186 31H185V33L184 34H182L183 32H184V29L182 30V28L181 27H179ZM190 26V27H189ZM200 26V27H199ZM237 26V27H236ZM13 27V28H12ZM30 27V29H28L29 31H31L32 30V28ZM46 27H44V28H46ZM55 27V28H54ZM71 27V29H73ZM80 28V25L79 26H77V28ZM115 27H118V29H116ZM136 27H139V26H136ZM214 27H215V29L216 30H218V31H216L215 29H214ZM54 28V29H53ZM162 28H163V30H162ZM199 28H201L202 30H204L203 32H205V34L201 31V29L199 30ZM246 28V29H245ZM248 28V29H247ZM164 29H165V31H164ZM188 29V30H189ZM198 29V30H197ZM54 30H56V31H54ZM70 30V29H69ZM167 30V31H166ZM169 30V31H168ZM176 30V31H175ZM178 30H181V31H178ZM195 30H196V32H195ZM241 30V31H240ZM119 31V32H118ZM132 31V32H131ZM147 31H150V33L149 32H147ZM170 31H171V33H170ZM235 31H236V33H235ZM240 31V32H239ZM13 32V33H12ZM21 34H20V33ZM164 32H166L165 34H164ZM201 32V33H200ZM209 32H211V33H209ZM89 33V34H88ZM118 33V34H117ZM132 33V34H131ZM163 33V34H162ZM176 33V34H175ZM197 33V34H196ZM203 33V34H202ZM90 34H92V35H90ZM162 34V35H161ZM180 34H182V39H181V37H177V35H180ZM199 34V35H198ZM210 34H212V35H210ZM19 35H20V37H19ZM38 35V33H35V34H32L31 35V40H34L33 39V37L35 36H37ZM91 36V39H90V36ZM197 35L199 36L198 37V40H197ZM203 35H205V36H203ZM27 36V35H26ZM39 36V35H38ZM69 36V37H68ZM67 37V39L69 40L70 39V36H71V33H69V35H68ZM79 36L80 37H82V35H80L79 34ZM94 38H93V37ZM174 36V37H173ZM176 36V37H175ZM203 36V37H202ZM207 36H209V37H207ZM13 37V38H12ZM88 37V38H87ZM132 37V38H131ZM164 37V38H163ZM172 37V39H170ZM202 39H201V38ZM206 37V38H205ZM174 38V39H173ZM178 38V39H177ZM184 38H185V40H184ZM191 38V40H189V39ZM200 38V39H199ZM205 38V39H204ZM86 39H88V40H86ZM98 39V40H97ZM126 39V40H125ZM161 39V40H160ZM166 39V40H165ZM67 40V41H68ZM80 40V41H79ZM94 40H95V42H94ZM100 40V41H99ZM110 40H112L111 42H110ZM123 40V41H122ZM132 40H134V41H132ZM49 41H47V43L49 42ZM66 41V40H65ZM99 41V42H98ZM126 41V42H125ZM150 41H151V43L153 44H151L150 43ZM164 41H165V43H164ZM178 41V42H177ZM179 41H181V42H179ZM184 41V42H183ZM197 41V42H196ZM46 42V41H45ZM55 42H58V41H55ZM93 42V43H92ZM109 42V43H108ZM129 42V43H128ZM160 42V44H158ZM168 42V43H167ZM208 42H206V44H208ZM23 43V44H22ZM81 43V44H80ZM124 43V44H123ZM139 43V44H138ZM165 45H164V44ZM182 43V44H181ZM200 43V44H199ZM213 43V42H212ZM83 44L85 45L84 46V48H83ZM94 44V45H93ZM102 44V47H100V45ZM103 44H104V47H103ZM106 44V45H105ZM110 44V45H109ZM129 44V45H128ZM167 44V45H166ZM171 44V45H170ZM176 44V45H175ZM184 44V45H183ZM198 44H199V46H198ZM25 45V46H24ZM80 45V46H79ZM99 45V46H98ZM136 45H137V47H136ZM151 45V46H150ZM155 45V46H154ZM157 45H159V46H157ZM169 45V46H168ZM178 45V46H177ZM16 46L18 47L17 48V51H15L16 50ZM26 47V48H28L27 50L24 48V47ZM30 46V47H29ZM97 46V47H96ZM108 46V47H107ZM150 46V49L148 48ZM179 46H180V49H179ZM184 46V47H183ZM135 47H136V49H135ZM151 47L153 48V49H151ZM160 47L162 48V49H160ZM171 47H173L174 49H172ZM177 47V48H176ZM22 48H23V50H22ZM102 48V49H101ZM137 48H138V50H137ZM181 48H183V49H186V50H183V49H181ZM197 48V51H199V49ZM13 49H15V50H13ZM108 49V50H107ZM122 49V50H121ZM146 49L149 51V52H147L146 51ZM154 49H156V50H154ZM9 50H10V52H9ZM11 50H12V52H11ZM19 50V51H18ZM101 50H103V52L101 51ZM163 50V51H162ZM207 50H208V48H207ZM21 51H23V52H21ZM27 51H28V53H27ZM157 51V52H156ZM4 52H6V56H5V53ZM16 52V53H15ZM18 52V53H17ZM21 52V53H20ZM30 52V53H29ZM81 52V53H80ZM116 52V53H115ZM152 52V53H151ZM156 53V54H153V53ZM263 52V53H262ZM2 53V54H1ZM9 53V54H8ZM24 55H23V54ZM158 53V54H157ZM163 53V54H162ZM165 53V54H164ZM168 53H169V55H168ZM42 54V55H41ZM75 54V55H76ZM83 54V55H82ZM144 54V53H143ZM150 54V55H149ZM155 55L154 57L155 58H158L157 60L156 59H153L152 57H150L151 55ZM160 54V55H159ZM172 54V55H171ZM7 55H9V57L7 56ZM14 55H16V56H14ZM17 55H19V57L17 56ZM22 55H23V57H22ZM61 55V56H60ZM68 55V56H67ZM120 55H122L121 57L123 58V59H121L120 58ZM152 55V56H153ZM164 55H165V57H164ZM166 55H168V56H166ZM171 55V56H170ZM5 58H4V57ZM12 56V57H11ZM15 58H14V57ZM64 56H67V57H65L64 58ZM87 56V57H88ZM98 58H100L98 61H97V57ZM106 56V57H105ZM159 56H162V58L161 57H159ZM194 56H196L197 57V54H195ZM56 57H57V60H56ZM60 57V59H58ZM93 57V58H92ZM126 57V58H125ZM170 57V58H169ZM174 59H173V58ZM196 57H194V58H196ZM207 57H209V56H207ZM10 58V59H9ZM27 58V59H26ZM41 58V57H40ZM95 58H97L96 60H95ZM138 58V59H137ZM177 58V59H176ZM45 59H47L46 61H45ZM110 59V60H109ZM118 59V60H117ZM142 59V60H141ZM152 59V60H151ZM169 59H171L172 60V62H171V60H169ZM56 60V61H55ZM93 60V61H92ZM120 60H122V61H124V63L122 62H120ZM138 60V61H137ZM165 60V61H164ZM174 60V61H173ZM197 60H198V58H196V62H197ZM261 60H263V61H261ZM98 63H97V62ZM133 61V62H132ZM136 61H137V63H136ZM147 63H146V62ZM260 61H261V63H260ZM94 62H96V63H94ZM108 62V63H107ZM139 62H140V64H139ZM145 64H144V63ZM235 62V61H234ZM61 63V62H60ZM143 63V64H142ZM173 63V64H174ZM98 64H100V66H101V68H100V66L98 65ZM137 66H135V65ZM138 64V65H137ZM148 66H147V65ZM156 64V65H155ZM191 64V63H190ZM86 65H88V64H86ZM86 65L84 64V68L86 67ZM147 66V67H145L147 70H145V68H144V66ZM175 65V64H174ZM61 66H62V64H61ZM60 65L58 66V67H61ZM104 66V67H103ZM106 66H108V67H106ZM140 66H142V67H140ZM157 66H158V68L161 70H159L158 68H157ZM195 65H193V67H194ZM250 66H251V68H250ZM89 66H87L85 69H87ZM95 67V68H94ZM140 67V68H139ZM62 68V67H61ZM61 68H59L60 70H61ZM99 68V69H98ZM106 68V69H105ZM136 70H135V69ZM144 68V69H143ZM150 70H149V69ZM152 68V69H151ZM165 68V69H164ZM115 69V70H114ZM131 69V70H130ZM137 69H139L138 71H137ZM142 69H143V71H142ZM59 70V71H60ZM98 72H97V71ZM101 70V71H100ZM102 70H103V72H102ZM111 70H112V72H111ZM145 70V71H144ZM151 70H154V71H151ZM157 70H158V72H157ZM227 70V71H226ZM56 73H58L57 71V69L56 70H54ZM136 71V72H135ZM175 71V70H174ZM44 73L45 75L43 76V73H38L37 74V76L39 77H35L34 79L35 80H32L31 81V79L30 78H32L31 76H30V78H29V80H28V78H27V82H22V83H24L23 84V86L21 87V89H26V90H28V91H30V93H32L33 95H35V97H34V99H31V101H29L28 103L29 104H31V105H29V104H27L26 106H25V108L24 107H21V112H27L26 114L27 115H31V113H32V115H36V113H37V115L39 116V112H37V108L39 107V106H47L48 104H49V102L50 103H56L57 104V110H59V105H58V103L56 102V99L52 96H48L46 99H43L42 98V96H41V94H43L46 90L44 89V87H43V85H44V83L46 84L47 82H48V80H51V81H54V80H52V79H55L56 77H54V76H56V73ZM93 72H92V74H93ZM102 72V73H101ZM130 74H129V73ZM142 72V73H141ZM144 72H145V75H143L144 74ZM147 72H149V73H151L150 75V78H152L153 77V79H150L148 76H149V73H147ZM161 72V73H160ZM177 72L178 73H180V74H182V75H178L177 74ZM141 73V74H140ZM154 73H155V75H154ZM164 73V74H163ZM255 73V74H254ZM93 74V75H94ZM99 74V73H98ZM119 74V75H118ZM129 74V75H128ZM160 74V75H159ZM165 74H167V75H165ZM203 74V75H202ZM96 75V74H95ZM109 75V76H108ZM114 75V76H113ZM140 75V76H139ZM142 75V76H141ZM148 75V76H147ZM154 75V76H153ZM161 75H163V77L161 76ZM173 75V76H172ZM177 75V76H176ZM250 75V76H249ZM116 76V77H115ZM120 76V77H119ZM138 76V77H137ZM167 76H168V78H167ZM172 76V77H171ZM175 76V77H174ZM223 76V77H222ZM225 76H226V78L228 79V78H232L233 76H237L236 78H238L239 80V82L238 81H236V82H234V84L232 85V83H231V80L229 81V80H224L223 82H222V80L223 79H225ZM228 76V77H227ZM229 76H232V77H229ZM47 77L49 78L48 80H47ZM118 77V78H117ZM129 77H131V79L129 78ZM140 77V78H139ZM155 77V78H154ZM158 77V78H157ZM159 77H161V79H162V81H159V80H161V79H159ZM167 78V79H165V78ZM177 77H180V81H177ZM242 77L244 78V79H242ZM51 78V79H50ZM108 78V79H107ZM145 78V79H144ZM158 80H157V79ZM169 78H170V80H169ZM218 78V79H217ZM247 78V79H246ZM38 79V80H37ZM57 79V78H56ZM107 79V80H106ZM133 79V80H132ZM142 79V80H141ZM146 79H147V81H146ZM163 79H165L164 81H163ZM175 79V80H174ZM185 79V80H184ZM115 80V81H114ZM116 80H117V83H116ZM146 82H145V81ZM148 80H150V81H154L153 83L152 82H148ZM166 80H168V82L166 81ZM240 80H242V81H240ZM51 81L50 82H48V83H51ZM86 80H84V81H81L80 80V77H78L77 79H76V82L74 83V84H76V85H74V86H76L75 88H78V90H79V92L77 93V94H79V95H81V98H83L82 97V95H83V92H85L86 90V86L88 85V84H90V82L89 81H86ZM175 81H177L178 82V84L179 85H177L176 83H175ZM229 81V82H228ZM245 81V82H244ZM247 81H248V83H247ZM262 81V80H261ZM32 82V83H31ZM42 82V83H41ZM84 82V83H83ZM114 82V83H113ZM126 82H127V86L125 85L126 84ZM135 82V83H134ZM137 82V83H136ZM144 82V83H143ZM156 82H157V84L158 83H160V82H163L162 84L160 83L159 85H157L156 84ZM170 83V85H171V89H170V91H162L161 89H163V86H164V84L165 83ZM180 82V83H179ZM224 82H226L225 84H224ZM228 82V83H227ZM238 82V83H237ZM26 83V84H25ZM29 83V84H28ZM53 83V82H52ZM80 85H79V84ZM129 83V84H128ZM134 85H133V84ZM140 83V85H138ZM146 83V84H145ZM150 83H152V84H150ZM230 83V84H229ZM37 84V85H36ZM83 84L85 85L84 87H83ZM118 84V85H117ZM120 84H121V86H120ZM135 84H136V86L137 87H135ZM147 84H149V85H147ZM154 84H156L157 85V87H159V88H155L156 87V85H154ZM226 84H227V86H226ZM125 85V86H124ZM129 85V86H128ZM133 86V88H132V86ZM155 87H154V86ZM163 85V86H162ZM173 85V86H172ZM81 86V88H79ZM124 86V87H123ZM142 87V88H140V87ZM144 86V87H143ZM147 86V87H146ZM153 86V87H152ZM27 87V88H26ZM37 87V88H36ZM39 87H40V89H39ZM88 87V86H87ZM123 87V88H122ZM127 87H129V88H127ZM136 88V90L138 89V91H136L135 90V88ZM150 87V88H149ZM84 90H83V89ZM131 88V89H130ZM152 88H153V90H152ZM185 88H188V89H185ZM233 88V89H232ZM247 88V89H246ZM258 88V87H257ZM82 89V90H81ZM131 90V92H128V91H130ZM148 89V90H147ZM157 89H158V92H155V90L157 91ZM77 90V91H78ZM122 90H124V92L122 91ZM128 90V91H127ZM144 90V91H143ZM150 90V92H148ZM230 90V91H229ZM99 91H97L96 93H97V95H98V93H99ZM125 91H127V92H125ZM134 91V92H133ZM142 91V92H141ZM36 93V94H34V93ZM42 92V93H41ZM136 92H140V95L141 96H136L134 93H136ZM154 92V93H153ZM236 92V93H235ZM106 93V94H105ZM128 93V94H127ZM130 93V94H129ZM143 93V94H142ZM148 93V95L146 96L145 94H147ZM152 93V94H151ZM161 93V94H160ZM164 93H166L165 95H167L168 97L170 96H172V98H178V99H176L175 101H176V103L174 102H172V103H167V102H164V100L166 101V99H165V95H163ZM3 94V93H2ZM103 94V95H102ZM105 94V95H104ZM135 96H134V95ZM158 94V95H157ZM160 94V95H159ZM180 94H183V91L182 92H180ZM133 95V96H132ZM144 95H145V97H144ZM233 95V96H232ZM164 96V97H163ZM174 96V97H173ZM136 97V98H135ZM97 98V99H96ZM104 98V100H102ZM141 98V99H140ZM148 98V102L146 101V99ZM151 98H153L152 99V101H151ZM214 98V99H213ZM155 99H157V100H155ZM229 99V100H228ZM33 100H35V101H33ZM46 100V101H45ZM99 100V101H98ZM154 100L156 101V102H154ZM177 100L179 101L178 103H177ZM233 100H235V101H233ZM255 100V99H254ZM33 101V102H32ZM37 101V102H36ZM38 101H39V103H38ZM98 101V102H97ZM241 101V102H240ZM112 102V103H111ZM161 102H162V104H161ZM186 102H188V103H186ZM8 103H10V102H7L6 103V105L8 104ZM37 103V104H36ZM47 103V104H46ZM93 103V104H92ZM100 104L99 106L97 105L96 106V104ZM147 103V104H146ZM150 103H152V104H150ZM182 103V104H181ZM34 104V105H33ZM5 105V106H6ZM33 105V106H32ZM116 105H117V108H116ZM144 105V106H143ZM150 105H152V106H150ZM168 106V107H166V106ZM189 105V106H188ZM27 106H28V108H27ZM96 106V107H95ZM149 106V107H148ZM157 106V107H156ZM171 106V107H170ZM174 106V107H173ZM227 106V107H226ZM32 107H33V109H35V111L32 109ZM108 107V108H109ZM118 110H115V108ZM119 107V108H118ZM139 107V108H138ZM166 109H165V108ZM238 107H240V106H238ZM20 108V107H19ZM18 108V109H19ZM100 110H99V109ZM156 108V109H155ZM97 109V110H96ZM115 111H114V110ZM158 109V110H157ZM112 110V111H111ZM137 110V111H136ZM157 110V111H156ZM29 111V112H28ZM32 111V112H31ZM94 111V112H93ZM96 111V112H95ZM31 112V113H30ZM116 114H115V113ZM121 112H123V113H121ZM128 112V113H127ZM95 113V115H97V116H94L93 114ZM223 113V114H222ZM122 115V116H120V115ZM125 114V115H124ZM210 114V113H209ZM224 114H225V116H228V117H225L224 116ZM36 115V116H37ZM93 115V116H92ZM211 115H213V114H211ZM37 116V117H38ZM125 116V117H124ZM126 116L128 117V116H130V117H128L129 119H127L126 118ZM159 116H160V118H159ZM94 117V118H93ZM99 117V118H98ZM118 117H122L121 118V120H118V119H120V118H118ZM163 117H164V119H163ZM195 117H196V115H195ZM222 117V118H221ZM125 118L127 119V120H125ZM159 118V119H158ZM124 119V120H123ZM191 119V120H190ZM128 120H129V122H128ZM160 120V121H159ZM188 120H190V121H188ZM22 118H20V121L18 120V124L20 123V125H22ZM162 121V122H161ZM170 121H176V123H177V125H176V123H175V125H173L172 126V124H171V122ZM192 121V122H191ZM218 122V123H216L215 124V127L213 126V129L212 128H210L209 129V131L208 132H210V134L211 133H214L213 131H215V132H217L218 130H220V128L222 129H224V128H226V125L224 126V123L223 122ZM125 124H124V123ZM170 122V123H169ZM190 122V123H189ZM112 124V125H110V124ZM182 123V124H181ZM24 124V123H23ZM223 124V125H222ZM106 125H107V127H106ZM128 125V126H127ZM184 127H183V126ZM109 126V127H108ZM139 126V127H138ZM153 126V127H152ZM182 126V127H181ZM222 126V127H221ZM228 126V125H227ZM158 127V128H157ZM191 127V128H190ZM169 128V129H168ZM170 128L172 129V128H174L173 130H170ZM183 130H185V131H181L182 129ZM138 131V132H137ZM170 131H171V133H170ZM175 134H174V133ZM177 132V133H176ZM181 132V133H180ZM180 133V134H179ZM215 134V133H214ZM178 136V138H177V136ZM180 136V137H179ZM182 136V137H181ZM174 137V138H173ZM175 139V140H174ZM149 141V142H148ZM96 143V142H95ZM103 143L104 142H100V143H96V144H98L97 146H99L100 144H102V146L100 145L99 146V148H101V149H104L103 151L102 150H100L101 152H99V153H94V152H96V151H90L88 148L86 149V151H88L87 152V154L88 155H86V151H84V155H86L85 157V160L83 161H81V165L84 163V165L83 166H86V165H90V163H89V161H91L92 160V155L93 154H95L94 155V157H98L99 155H103V153L110 159V160H115L116 158H118L117 156H119L118 154L120 153V152H124V151H116V150H114L112 147H110V146H105V145H103ZM182 144V145H181ZM16 145V144H15ZM15 145H13V146H10L9 148H3L1 145H0V148H2L3 150H5L6 151V153H9V152H11V151H14L15 150V148H16V146ZM140 145V146H139ZM96 146V147H97ZM141 146H142V148H141ZM140 147V148H139ZM157 147V148H156ZM98 148V147H97ZM137 148H139L138 150H137ZM154 148H155V152H154ZM10 150V151H9ZM79 150V148L77 149V151ZM137 150V151H136ZM139 151V152H138ZM146 151V152H145ZM106 152V153H105ZM102 153V154H101ZM60 156V153H56V155H55V157H53L54 159H51V160H48L50 163H52V164H55L57 161H58V157ZM176 155V156H175ZM128 156L126 157L127 159H128ZM57 157V159H55ZM90 157V158H89ZM112 158V159H111ZM126 158H124L123 160H125ZM164 161L163 160H161V161H159V163H157V165H158V167H160L162 164L161 163H163ZM22 163V162H21ZM123 163H124V165L123 166H126V164H127V160L126 161H123ZM131 168H133V167H131ZM130 167H128L126 170H125V174H124V177H126V178H129V179H126V180H130V181H132V178H135V177H137V175H138V177L140 178V175L138 174L139 172L138 171H134L133 169H131ZM177 168V169H176ZM170 170V166H168L167 168H166V173H167V171H169ZM138 172V173H137ZM164 172V174H165V176L164 177H160V184L161 185H163V186H165V187H167L169 190H172V192H174V190H177L179 187H180V185H179V182H178V179L179 178H177V176H179V175H182L183 173H182V171H181V167L180 166H177V167H175V169H174V173L172 174L174 177H172V175H171V177H169V175L171 174V173H168V174H166ZM137 174V175H136ZM135 175V176H134ZM108 183L109 182H106V184H104L103 185V188H102V191H101V193H102V196H101V203L99 204V206L97 207V209L96 210H91L90 208H88V207H85V208H83L82 207V205L86 202V201H82V203H81V205H79V203L76 205V204H74V205H69L67 208H69V210L68 209H63V211L61 212V213H57L56 211H54V212H52L51 213V219H49L48 220V226H49V228L48 229H50V231L47 229L46 230V232L44 231L42 234L44 235H42V237H43V243H45V242H47L46 240H48L49 238H50V235L52 236L53 234H54V232H56V231H59V230H62V229H64V227H65V229L68 231V232H72L73 234H75V238H77V239H80L81 238V244L84 246V247H88L89 245H91L92 243H96L97 242V240H98V234L97 233H100V234H102L103 236H105V234L110 238V239H113V238H119V239H122V240H124L126 243H127V245L128 246H130L132 249H134L135 248V250L138 252H135V254L134 255H131V257L130 258H128V260L126 261L127 263L126 264H135V263H133V262H135L136 260H137V258H138V261H136L137 263L136 264H146V262L147 263H149V264H153L154 262V264H181L182 263V261H180L181 259H182V255L183 254H190V252H192V254L193 255H197V257L199 258V260L203 257V254L205 253L202 249H200V246H197V247H195L196 246V244L198 243V242H195L194 241V238H196V232L198 231V228L200 227V224H204V223H207L209 220H211L215 215H216V213H217V210H214V211H210V213H208V215L207 216H205V218H203V222L201 221V222H196V223H193L192 224V227H191V224H184V223H177L176 221V219H175V215H176V212H175V210H171L170 208H168L167 206H165V207H162L163 209L161 210V206L160 205H162V203L164 202V199H162L161 198V196H163V195H161L162 193L160 192H157L156 191V188H155V186H153V187H148V188H145L144 189V191H142L143 193H140L139 194V196H138V198L135 200V201H133V202H135V203H133V205H131L132 203H130L127 207H128V210L127 211H129V215H128V217L126 216V220H121L122 219V216L120 217V216H115L113 213L111 214L110 213V211H108V208H106L107 206H106V202H105V196H106V189H107V187H108ZM122 183H126L125 181L123 182L122 181ZM253 183H255V182H251V184H253ZM121 184V183H120ZM166 184V185H165ZM255 186H257L256 185V183L254 184ZM261 185L262 184H260V187H256V189L257 188H259L258 190V192H256L257 194H258V196L260 197V198H262V199H264V194H262V193H264V189L262 188L261 189ZM106 186V187H105ZM252 186V185H251ZM263 187V186H262ZM34 189V187H33V185H29L25 190H28V191H31V190H33ZM263 191H261V190ZM20 192H22V189L19 191V193ZM156 192V193H155ZM260 192H261V194H260ZM11 193L13 194V195H11ZM11 193H9V196L8 195H6L7 197H5L4 198V200H0V205L3 207V208H7V209H9L12 213H13V211H15V208L16 207H18L19 206V204H17L18 203V200H17V193H15V192H11ZM15 193V194H14ZM22 194H24V193H22ZM104 194V195H103ZM151 195V196H150ZM146 196V197H145ZM157 196V197H156ZM160 196V197H159ZM25 197H26V195H25ZM11 198V199H10ZM161 198V199H160ZM10 199V200H9ZM14 199V200H13ZM143 199V200H142ZM12 200V201H11ZM143 201V203H144V205L142 204V207H140V201ZM147 200V201H146ZM149 200H150V202H149ZM160 200H162V201H160ZM4 201V202H3ZM155 201V202H154ZM6 202V203H5ZM105 202V203H104ZM148 203V204H146V206H148V207H146L145 206V203ZM154 202V203H153ZM157 202V203H156ZM9 203V204H8ZM11 204V205H10ZM160 204V205H159ZM155 205H158V206H156L157 207V209L155 208V211H153L154 210V207L153 206H155ZM5 206V207H4ZM15 206V207H14ZM72 206V207H71ZM13 207H14V209H13ZM145 207V209H143ZM151 207V208H150ZM78 208V209H77ZM88 208V209H87ZM126 208V207H125ZM148 208V209H147ZM140 210H142V212L145 214V213H151L152 211H153V216H152V219H151V222L149 223H146V224H144V226H143V228H147V227H151L152 225H153V227L154 226H156L154 229H153V227H151L152 229H150L151 231V233L152 234H154V235H156V233H157V235H160V236H162V235H164V238L163 239H165L166 241H163V243H162V241L160 240V242H159V244L157 245V247L155 246V248L153 249V250H151L150 252L151 253H153L154 251H156L157 252V255L155 254V256H153V257H151L152 259H153V261L154 262H152V259L151 258H149V257H146V255H144V256H142L141 254V256L139 255V249H136V247L137 248H139L138 247V245H137V243H136V241L138 242V240H139V238L138 237H135V238H132V237H130L129 236V234H128V232H127V230H126V228L124 229V227L126 226L127 227V223H128V226L129 225H133L134 224V222H136L137 220L136 219H138L139 220V212L141 213V211ZM150 210H152V211H150ZM82 211H84V212H82ZM240 211V210H239ZM237 212V216H240V212ZM264 211V210H263ZM17 212V211H16ZM16 212H15V214H16ZM56 212V213H55ZM96 212V213H95ZM128 213V212H127ZM172 213H173V215H172ZM264 213V212H263ZM263 213L261 214V215H259V213L258 214H255V215H246V217H245V219H244V221L243 222H241V219H238V221H237V225H236V228H235V230H233V233H234V231H237V230H239L240 229V231L243 233V235H245L243 238H240V239H242V240H240L239 238H237V239H233L234 241L232 242H230L229 240H231V237H232V235H231V233L230 234H224V236H222V237H220V239L217 241L216 240V243H217V245H219V243H221L220 244V246H224V248H225V246L227 247V246H229L231 243H233V244H231V245H234L236 248H237V257H236V264H261V263H263L264 262V234L262 235L261 234V232H263V230L262 229H264V224H263V222H264V215H263ZM19 213H17L16 215H18ZM60 214V215H59ZM57 215V216H56ZM103 215V216H102ZM111 216V217H116V219L114 218V221H116V222H118L117 223V225L118 226H116V228L115 227H112L111 225H107V223H106V221H104V220H106V218L108 217V216ZM114 215V216H113ZM256 215H259V217L258 218H252L253 216H256ZM55 216V217H54ZM261 216H262V219H261ZM62 217H63V219H62ZM95 217V218H94ZM103 217V218H102ZM103 220H102V219ZM105 218V219H104ZM70 219V220H69ZM73 219V220H72ZM246 219H248V220H246ZM87 220V221H86ZM89 220V221H88ZM104 222V223H106V225L104 226V223L103 224H100V223H102V221ZM176 220V221H175ZM72 221H73V224H72ZM125 223H124V222ZM247 221V222H246ZM255 221V222H254ZM251 222V223H250ZM8 223V222H7ZM53 223V224H52ZM79 226H77L76 224ZM87 223V224H86ZM133 223V224H132ZM138 223V222H137ZM174 223V224H173ZM241 223V225H239ZM253 223V224H252ZM59 224H61V225H59ZM89 224V225H88ZM197 224H199V225H197ZM261 224H262V226H263V228L261 227ZM9 225V224H8ZM51 225V226H50ZM54 225H56V226H54ZM64 225V226H63ZM74 225V226H73ZM75 225L78 227H75ZM120 225V226H119ZM123 225H125L124 227H123ZM135 225V224H134ZM149 225V226H148ZM260 225V226H259ZM61 226H63L62 228H61ZM67 226H68V228H67ZM83 226V227H82ZM111 226V227H110ZM113 226H115L114 224H113ZM160 226V227H159ZM168 226V227H167ZM173 226V227H172ZM191 228H190V227ZM196 226H199L198 228L196 227ZM240 226V227H239ZM59 227V228H58ZM89 227H91V229L89 228ZM99 227V228H98ZM149 227V228H150ZM162 227V228H161ZM164 227V228H163ZM187 227V228H186ZM51 228H53V229H51ZM115 228V229H114ZM173 228H178V229H176L175 231H174V229ZM57 229V230H56ZM81 229H88V231L86 232V235L84 236V238H82V236H81V233H80V231L79 230H81ZM100 229V230H99ZM122 229H124V230H122ZM158 229V230H157ZM189 229H191V230H189ZM195 229V230H194ZM255 230V232H254V230ZM70 230V231H69ZM93 230V231H92ZM169 230H171V231H169ZM184 232V234H183V232ZM97 231H100V232H97ZM165 231V232H164ZM49 232V233H48ZM75 232V233H74ZM115 232V233H114ZM126 232V233H125ZM175 232V233H174ZM178 232V233H177ZM181 232H182V234H181ZM185 232H186V234H185ZM45 233V234H44ZM79 233H80V235H79ZM94 233H96V234H94ZM165 233V234H164ZM171 233V234H170ZM179 235H177V234ZM99 234V235H100ZM119 236H118V235ZM89 235H90V237H89ZM173 235H175L174 237H173ZM25 236V237H24ZM125 236V237H124ZM227 236V237H226ZM79 237V238H78ZM107 237V238H108ZM166 237V238H165ZM178 237H179V239H180V241H177L178 242V244H177V246H179L178 248H177V246L176 247H174L175 248V251H177L178 253H175L174 252V249H172L173 247H172V244H171V241H175V240H179L178 239ZM183 237V238H182ZM186 237V238H185ZM21 238H26V234H24ZM108 238V239H109ZM174 238V239H173ZM228 238V239H227ZM88 241H87V240ZM93 239V240H92ZM183 239V240H182ZM223 239V240H222ZM246 239V240H245ZM92 240V241H91ZM130 240V241H129ZM198 240V239H197ZM240 240V241H239ZM89 241H91V243L89 242ZM169 241V244L167 243ZM173 241V242H174ZM187 241V242H186ZM244 241H247V242H244ZM239 242V243H238ZM34 243V244H33ZM84 243V244H83ZM135 243V244H134ZM160 243H162V244H160ZM183 243V244H182ZM216 243H214V244H216ZM246 243V245H243V244H245ZM250 243V244H249ZM31 245H29L27 248H25L24 246H23V244H21V243H19V245H20V249L23 251V252H21V250H19V248H17V245H18V242H16L15 244H12V243H9L8 245H6L5 247H4V252L5 251H8L7 249H11V250H18L17 251V254H16V256L14 257V258H16V259H14V260H19V262H20V264L21 263H23V264H41V260H40V258H38L39 256H40V253H38V251H35V249L37 250L39 247H36V245H37V243H35V242H32V243H30ZM186 244V245H185ZM189 245V247H188V245ZM224 244V245H223ZM263 244V245H262ZM87 245V246H86ZM94 245V244H93ZM103 245L106 247V244L105 243H103ZM185 245V246H184ZM248 245V246H247ZM250 245V246H249ZM9 246V247H8ZM32 246V247H31ZM136 246V247H135ZM192 248H194L193 250H190V248L191 247ZM8 247V248H7ZM17 249H16V248ZM22 247V248H21ZM172 247V248H171ZM245 247V248H244ZM246 247H247V249L249 250V247H250V250L249 251H247L246 250ZM24 248H25V250H24ZM29 248H31V249H29ZM35 248V249H34ZM107 248V247H106ZM169 248V249H168ZM180 248H182L181 250H180ZM185 248V249H184ZM191 248V249H192ZM241 248H244L243 250L241 249ZM33 249V250H32ZM85 249V248H84ZM184 249V250H183ZM27 250V251H26ZM187 250V252H185ZM28 251H29V253H28ZM35 251V252H34ZM85 251V250H84ZM164 251V252H163ZM167 251V252H166ZM202 251L204 252V253H202ZM19 252V253H18ZM149 252V253H150ZM182 252V254H179V253H181ZM184 252V253H183ZM245 253V254H242V253ZM7 253V252H6ZM165 253V254H164ZM175 253V254H174ZM241 253V254H240ZM252 253V254H251ZM5 254V253H4ZM3 253H0V256H3L4 255ZM38 254V255H37ZM147 254H148V251H147ZM171 254V255H170ZM177 254V255H176ZM223 253H221L220 255H219V259L218 260H220L221 258H223V256L224 255H222ZM247 254H248V256H250V257H247ZM23 255V256H22ZM26 255V256H25ZM37 255V256H36ZM102 254H100L99 256H101ZM137 255L138 256H140V257H137ZM179 255V257H177ZM241 255V256H240ZM245 255V256H244ZM251 255H253V256H251ZM255 255H257V256H255ZM259 255V256H258ZM88 256H89V258H88ZM201 258H200V257ZM206 256V255H205ZM244 256V259L243 258H241V257H243ZM24 257V258H23ZM37 257V258H36ZM86 257L88 258L87 259V261H85V262H88V264H90V262H91V264H96V263H93L91 260H92V258L93 257H91V255H90V253H88V252H86ZM91 257V258H90ZM146 257V258H145ZM165 257V258H164ZM172 257V258H171ZM221 257V258H220ZM256 257V258H255ZM205 258V257H204ZM245 258H247V259H245ZM249 258V259H248ZM252 258V259H251ZM136 259V260H135ZM148 259V260H147ZM163 259H164V261H163ZM168 259V260H167ZM260 259V260H259ZM130 260V261H129ZM140 260V261H139ZM167 260V261H166ZM218 260H216V261H218ZM239 260V261H238ZM248 260V261H247ZM106 261V260H105ZM129 261V262H128ZM149 261V262H148ZM151 261V262H150ZM174 261V262H173ZM222 261V260H221ZM257 262V263H255V262ZM261 261V262H260ZM114 261H111V263L109 262V264H118V263H113ZM145 262V263H144ZM246 262V263H245ZM259 262V263H258ZM264 264V263H263Z\"/></svg>", "mask_w": 264, "mask_h": 264}]
</instances>
